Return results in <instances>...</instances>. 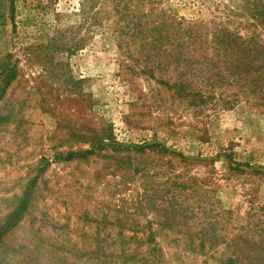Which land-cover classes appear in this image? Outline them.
<instances>
[{"label": "rangeland", "instance_id": "374dc122", "mask_svg": "<svg viewBox=\"0 0 264 264\" xmlns=\"http://www.w3.org/2000/svg\"><path fill=\"white\" fill-rule=\"evenodd\" d=\"M215 33L264 44V0H0V264H264V110L205 83Z\"/></svg>", "mask_w": 264, "mask_h": 264}, {"label": "trees", "instance_id": "16d2710c", "mask_svg": "<svg viewBox=\"0 0 264 264\" xmlns=\"http://www.w3.org/2000/svg\"><path fill=\"white\" fill-rule=\"evenodd\" d=\"M166 37L176 39L177 34L172 37L167 32ZM192 37H194L193 34H190L189 38ZM214 39L217 42L215 56L218 58L212 56L207 59L211 71L210 76L205 77V83L208 82L207 85L210 84L211 87L224 84L236 86L237 91L233 96L236 101L245 98L250 105L262 107L264 110V44H260L253 37L239 42L236 39L241 37L226 33H215ZM217 68L220 69L214 75L213 71ZM16 76V65L10 63L6 56L0 59V100ZM216 94V92H208L207 95L199 96L205 101ZM197 95L198 93L194 94V96Z\"/></svg>", "mask_w": 264, "mask_h": 264}]
</instances>
